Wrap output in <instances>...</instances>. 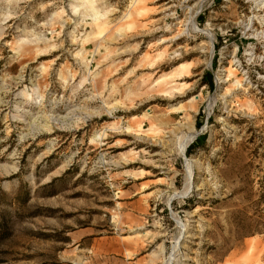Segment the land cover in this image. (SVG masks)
I'll return each instance as SVG.
<instances>
[{
	"label": "rangeland",
	"instance_id": "1",
	"mask_svg": "<svg viewBox=\"0 0 264 264\" xmlns=\"http://www.w3.org/2000/svg\"><path fill=\"white\" fill-rule=\"evenodd\" d=\"M164 1L0 0V264H264V11Z\"/></svg>",
	"mask_w": 264,
	"mask_h": 264
},
{
	"label": "bare ground",
	"instance_id": "2",
	"mask_svg": "<svg viewBox=\"0 0 264 264\" xmlns=\"http://www.w3.org/2000/svg\"><path fill=\"white\" fill-rule=\"evenodd\" d=\"M172 1V0H171ZM252 3H256L257 5H260V7H259V10H262V11H264V0H250ZM182 2H183V4H186V6L188 7V11L186 12V14H185V17H184V19H182V20H180V21H175L176 23V25H178V30L180 31V30H183L182 29V26L184 27V26H186V25H188V24H190V26L192 27V29L193 30H197V29H199V26H198V24L196 23V20H195V10H196V6L198 5V3H199V1H197V0H182ZM163 3H168V0H166V1H164ZM169 6H172V5H168V6H166V8L165 9H167V8H169ZM189 13V14H188ZM250 20V23H249V29L250 28H252V27H254L253 29H256L258 26H256V25H262V21L261 22H258V20H256V18L253 16V19H249ZM252 30V29H251ZM181 36H183V34L182 33H179V34H177L176 36H173V37H167V38H163V40L161 41V44L162 43H169L170 45H172V44H174L173 42H175L177 39H179ZM173 41V42H172ZM181 48V47H180ZM259 48H260V46L259 47H257V48H255V50H259ZM184 49V48H183ZM248 54V53H247ZM250 54H252V53H250ZM184 56V55H183ZM182 57V56H181ZM263 60H264V56H263ZM230 63V68L232 67L233 68V62H229ZM236 67V66H235ZM230 70L231 69H225L224 71H227V72H230ZM233 71V70H232ZM233 77H235V80H236V82H237V84H241L240 83V80H239V78H238V75L236 74V73H234V76ZM230 79L229 78H227V80H222V78H220V80H219V83H222V82H227V81H229ZM236 89V88H235ZM231 95V93H229V91L227 92H225L223 95H222V97H227V96H230ZM194 98H196L195 96L192 98V100L194 99ZM227 99V98H226ZM227 101V100H226ZM229 101V100H228ZM193 112H196V109L193 111ZM190 117V116H189ZM193 117V116H192ZM192 138L190 137L185 143H183L182 144V146H181V148H182V151H184L185 150V148H186V145L188 144V142L191 140ZM190 166V165H189ZM190 169V168H189ZM191 170L192 169H190L189 170V172H191ZM190 175L188 176V181H187V186H186V188H185V190H187L188 188H189V185H190ZM168 264V263H167Z\"/></svg>",
	"mask_w": 264,
	"mask_h": 264
},
{
	"label": "trees",
	"instance_id": "3",
	"mask_svg": "<svg viewBox=\"0 0 264 264\" xmlns=\"http://www.w3.org/2000/svg\"><path fill=\"white\" fill-rule=\"evenodd\" d=\"M209 79H210V77H209ZM192 149H193V143L191 142L187 146L186 152L190 153ZM52 180L49 182H52ZM256 231L264 234V204L259 209V213L257 214V217L252 218V223L249 222L248 226L246 227V229L244 230L242 235L244 236L245 234H253Z\"/></svg>",
	"mask_w": 264,
	"mask_h": 264
}]
</instances>
